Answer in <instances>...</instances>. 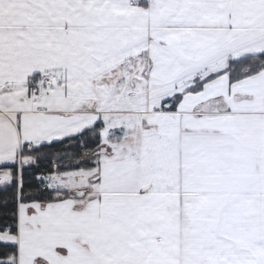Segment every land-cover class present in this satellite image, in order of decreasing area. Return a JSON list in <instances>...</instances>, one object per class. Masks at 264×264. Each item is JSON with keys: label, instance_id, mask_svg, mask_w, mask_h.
Returning a JSON list of instances; mask_svg holds the SVG:
<instances>
[{"label": "snow or ice", "instance_id": "obj_1", "mask_svg": "<svg viewBox=\"0 0 264 264\" xmlns=\"http://www.w3.org/2000/svg\"><path fill=\"white\" fill-rule=\"evenodd\" d=\"M0 264H264V0H0Z\"/></svg>", "mask_w": 264, "mask_h": 264}]
</instances>
